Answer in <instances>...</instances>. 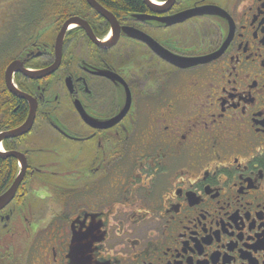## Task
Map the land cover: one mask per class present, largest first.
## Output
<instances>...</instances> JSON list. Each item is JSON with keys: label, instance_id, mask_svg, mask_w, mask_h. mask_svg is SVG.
Instances as JSON below:
<instances>
[{"label": "flooded vegetation", "instance_id": "1", "mask_svg": "<svg viewBox=\"0 0 264 264\" xmlns=\"http://www.w3.org/2000/svg\"><path fill=\"white\" fill-rule=\"evenodd\" d=\"M7 1L0 264H264V0Z\"/></svg>", "mask_w": 264, "mask_h": 264}, {"label": "water", "instance_id": "2", "mask_svg": "<svg viewBox=\"0 0 264 264\" xmlns=\"http://www.w3.org/2000/svg\"><path fill=\"white\" fill-rule=\"evenodd\" d=\"M87 3L89 4V6L94 9L101 17H103L104 19H107L110 21V23L113 25L114 23V18L105 10L103 9L95 0H86ZM202 9H194L191 11H188L186 13H184V15H178L176 16V22L182 21L184 19H188L190 17L196 16V15H201L202 14ZM180 16V17H179ZM74 26H81L84 28V26L81 24V21H78L77 19L71 17L69 18L61 27V30L59 31V33L56 36V40H55V46L58 50H60L64 36H65V32L70 29L71 27ZM14 65H10L7 68L6 71V75L11 74V69ZM48 73V71H45L44 74ZM31 124V118L28 117V119L25 121V123L20 126L18 129H16L15 131H13L11 133L12 136L16 137V136H20L23 133L27 132L29 127ZM21 174L17 175L14 183L12 184V186L9 188V190L0 197V208L2 206H4L5 204H7L10 199L12 198L16 187L18 186L20 179H21ZM77 243V237L74 235L73 240H72V246L70 247V253H73L74 251V245Z\"/></svg>", "mask_w": 264, "mask_h": 264}, {"label": "trees", "instance_id": "3", "mask_svg": "<svg viewBox=\"0 0 264 264\" xmlns=\"http://www.w3.org/2000/svg\"><path fill=\"white\" fill-rule=\"evenodd\" d=\"M41 1H45L47 3H55L57 0H41ZM100 2L105 5V4H109L110 0H100ZM122 2L125 4V6H127V9H136L137 8V2L138 0H122ZM49 12V11H48Z\"/></svg>", "mask_w": 264, "mask_h": 264}, {"label": "rangeland", "instance_id": "4", "mask_svg": "<svg viewBox=\"0 0 264 264\" xmlns=\"http://www.w3.org/2000/svg\"><path fill=\"white\" fill-rule=\"evenodd\" d=\"M36 2H40V0H35ZM66 1H68V0H64V2H66ZM71 0H69L68 2H70ZM1 5H2V7H0V9H3V7L4 6H7V4H8V1L7 0H2L1 1Z\"/></svg>", "mask_w": 264, "mask_h": 264}, {"label": "bare ground", "instance_id": "5", "mask_svg": "<svg viewBox=\"0 0 264 264\" xmlns=\"http://www.w3.org/2000/svg\"><path fill=\"white\" fill-rule=\"evenodd\" d=\"M72 28V27H71Z\"/></svg>", "mask_w": 264, "mask_h": 264}]
</instances>
